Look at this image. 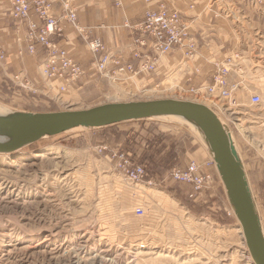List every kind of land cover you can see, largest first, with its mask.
<instances>
[{
	"label": "rangeland",
	"instance_id": "rangeland-1",
	"mask_svg": "<svg viewBox=\"0 0 264 264\" xmlns=\"http://www.w3.org/2000/svg\"><path fill=\"white\" fill-rule=\"evenodd\" d=\"M9 8V0H0L1 105L52 112L164 97L205 103L231 130L264 232V48L259 41L251 55L239 50L245 57L241 61L244 74L237 71L232 78L243 79L247 89L237 90L238 106L220 109L225 113L214 105L222 106V100L184 91L195 86L189 85L191 78L201 72L200 60L209 55L203 51L204 42L200 56L193 60L179 59V51L162 57L175 54L171 59L177 62L161 78L152 72L159 78L155 84L141 74L111 81L91 65L93 70L86 76L89 82L78 80L59 92L61 82L52 83L41 73L45 48L38 46L34 54L24 51L27 28L9 16ZM83 28L93 38L94 29ZM69 32L70 40L74 37L78 43H66V50L79 65H88V58L82 60L76 52L85 50L84 54L88 41L77 30ZM58 38L52 36L57 45ZM9 52L17 58L35 57L43 88L33 85L25 70L10 71V65L17 66L22 60L13 62ZM118 56L123 57V52ZM210 62L206 63L212 69ZM182 65L183 73L174 74ZM252 92L261 96L258 105L250 104ZM114 150L126 151L133 162L142 164L147 181H125L111 159ZM208 159L187 127L160 120L75 128L41 138L13 154H0V264H249L243 238L236 230L238 222L213 163L204 165ZM192 162L211 174L209 184L198 192L171 177L173 169ZM136 207L143 209V216L136 215Z\"/></svg>",
	"mask_w": 264,
	"mask_h": 264
},
{
	"label": "built area",
	"instance_id": "built-area-1",
	"mask_svg": "<svg viewBox=\"0 0 264 264\" xmlns=\"http://www.w3.org/2000/svg\"><path fill=\"white\" fill-rule=\"evenodd\" d=\"M9 1V16L19 22L18 26L21 24L20 26L24 25L27 28L24 51L34 54L38 46L45 48L46 57L42 63L41 73L49 81L61 82L57 88L59 92L65 91L85 74V70L70 56L68 50L52 40V36H62L66 24L74 27L81 38L88 41V50L92 54L91 65L96 68L97 73L111 81L127 80L133 76L154 72L160 59L172 51H179L182 58L193 60L200 56L199 52L203 47V43H199L192 30L197 17H188L185 14L195 9L197 0H158L153 8L148 6L144 9L142 19L138 23L124 21L123 27L131 37L130 57L135 64L119 57L121 51L110 53L99 37L88 38L84 28L78 23L76 7L78 0H59V16L54 14L52 0ZM151 1L153 0H144L146 4ZM205 2V7L211 10L215 17L223 16L235 22H238L241 16L248 20L245 9L258 13L264 11V0H205ZM244 58L241 52L233 51L222 60H212L211 82L203 86H190L184 91L194 96L205 94L217 101L222 100L224 108L238 106L236 92L247 87L243 79L234 80L232 76L237 71L240 75L244 74L241 65ZM195 71L198 72L199 69ZM15 77L18 79V76ZM249 101L251 105H258L261 103L260 94L252 92ZM215 108L219 113L222 112L216 106ZM110 156L115 169L122 174L125 181L134 184L147 181L146 168L133 162L126 151L114 150L110 152ZM205 163L208 166L212 165L210 159L205 161L204 165ZM171 177L189 183L192 191L198 192L209 184L211 174L203 172L201 165L192 162L186 168L173 169ZM135 213L137 216H143L144 211L141 207H136Z\"/></svg>",
	"mask_w": 264,
	"mask_h": 264
},
{
	"label": "water",
	"instance_id": "water-1",
	"mask_svg": "<svg viewBox=\"0 0 264 264\" xmlns=\"http://www.w3.org/2000/svg\"><path fill=\"white\" fill-rule=\"evenodd\" d=\"M3 108L5 110L0 112V154H13L41 138L78 127L90 130L140 120L172 121L184 125L198 139L213 163L228 205L241 227L251 264H264V232L242 159L231 141L229 126L204 103L164 97L52 112Z\"/></svg>",
	"mask_w": 264,
	"mask_h": 264
},
{
	"label": "crops",
	"instance_id": "crops-1",
	"mask_svg": "<svg viewBox=\"0 0 264 264\" xmlns=\"http://www.w3.org/2000/svg\"><path fill=\"white\" fill-rule=\"evenodd\" d=\"M52 1L54 4V14L58 16L60 14L59 0ZM157 1L158 0H153L146 4L144 0H78L76 3L78 23L81 27L86 28L88 25V27L94 29V31H92L93 35H90L91 37L101 38L105 45L114 53H117L116 51L120 49L123 52L122 59L130 60L131 50L129 48V43L131 37L127 29L123 27V23L125 20L131 24L138 23L142 19L144 9L148 6L153 8ZM205 5V0H197L195 9L187 11V13L190 14L188 17L196 16L194 14H200L196 16L197 18L192 25V30L198 38L199 43L202 44L204 42L206 45L203 51H205V54L207 53L209 55L205 59L211 61L217 59L222 60L229 53L239 50L246 54H253V45L257 43V41H259L264 48V11H262V13H258L247 9L245 13L248 20H245L244 17L241 16L238 22H234L233 20L223 16L215 17L211 10L205 9ZM180 6L183 7L182 5ZM86 14H88V16H86ZM32 17L35 18L33 15ZM72 29L75 30V28L71 25H65L62 38L57 37L58 39L56 42L59 41L58 45L67 49L69 48L66 46L68 45L66 43L70 42L72 45H75V42H77L75 41V38H71L73 40L71 41L70 36L68 35V33H70L69 31ZM84 51L85 50H80L76 52H79L78 57L80 58L81 56L82 60L88 58V65L84 66L80 63L82 68L85 70V74L82 79H80V82H82V80H86L87 83L90 81V78H87V74L93 70L91 67L92 54L88 49V52L86 51L83 54ZM10 55L12 54L9 52V57L14 59L13 62L17 61L19 58H17L15 54L12 56ZM173 56L176 55L173 54L167 58L165 57V59L162 58L160 62H158V66L155 71L160 78L166 75L169 71L168 69H172L173 66L176 65L177 59L172 60ZM33 57L34 56H26V58H19V60H22L21 64L18 63L17 66L10 65V71L15 73L25 70L34 82L33 85L35 84L36 87L38 86V88H43L44 82L41 79L42 76H40L37 71L38 68L35 63V57ZM72 57L75 59V56L72 55ZM178 58L181 59V56L178 55ZM205 59L200 60L202 64L198 65V67L201 72L199 74H193L189 85L195 83V86H203L211 82L213 68H209L206 63L207 60ZM182 71H184L183 65L180 67L179 72L175 70L174 74L183 73ZM141 75H146L144 77L151 81L149 83L154 82L153 84H155L159 79H156V75L154 73H145ZM234 77L237 76L234 75ZM58 81L59 80H52L51 82L55 83Z\"/></svg>",
	"mask_w": 264,
	"mask_h": 264
},
{
	"label": "bare ground",
	"instance_id": "bare-ground-1",
	"mask_svg": "<svg viewBox=\"0 0 264 264\" xmlns=\"http://www.w3.org/2000/svg\"><path fill=\"white\" fill-rule=\"evenodd\" d=\"M211 63V62H210ZM42 69H43V66H42ZM150 73H152V72H150ZM117 81H123V80H117ZM207 100V99H206ZM205 104V103H204ZM206 105V104H205ZM214 105L217 107V108H219V109H223V107L222 106H220V105H217V104H215L214 103ZM208 106V105H207ZM209 107V106H208ZM211 108V107H210ZM5 109L3 108V106H0V112L2 113L3 111H4ZM213 110V109H212ZM214 111V110H213ZM222 111V110H221ZM214 113L218 116V114L214 111ZM219 117V116H218ZM220 118V117H219ZM78 128H81V127H78ZM75 129V128H74ZM231 141H232V143L234 144V147L236 148V146H235V143H234V140H233V137L231 136ZM204 149V148H203ZM237 150V149H236ZM238 152V151H237ZM239 154V153H238ZM3 156L4 155H8V154H2ZM231 210V209H230ZM232 212V211H231ZM232 214H233V212H232ZM234 215V214H233ZM238 222V221H237ZM238 232H240V235L242 236V234H241V227H240V225H239V223H237V229H236ZM242 244H244V249H245V253H246V255H247V258H248V262H249V264H251V260H250V256H249V254L247 253V249H246V246H245V243H244V241H243V239H242ZM189 260H191V259H189Z\"/></svg>",
	"mask_w": 264,
	"mask_h": 264
}]
</instances>
